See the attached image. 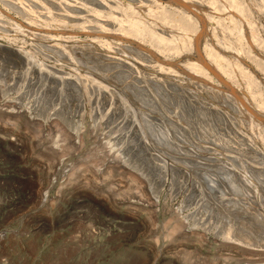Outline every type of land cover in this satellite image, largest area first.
<instances>
[{
    "label": "rangeland",
    "instance_id": "rangeland-1",
    "mask_svg": "<svg viewBox=\"0 0 264 264\" xmlns=\"http://www.w3.org/2000/svg\"><path fill=\"white\" fill-rule=\"evenodd\" d=\"M13 9L6 7L4 18L21 24L23 16ZM56 27L43 33L61 34ZM74 33L78 40L91 37L82 29ZM24 41L29 49L31 42ZM89 62L82 69L97 73ZM96 63L101 75L104 62ZM70 64L65 60L57 67L63 73L50 76L43 65L30 66L31 75L40 72L43 79L20 80L15 88L0 80V264H264V246L220 230L219 220L230 224L237 218L256 222L252 231L264 239V155L237 143L230 121L217 110L227 98L216 100L220 105L212 110L172 82V90L186 97L174 104L166 101L170 94L160 93L169 103L164 109L137 93L136 100L122 98L126 85H92L80 69L67 73ZM41 83L49 88L46 114ZM71 83H84L75 98L67 92ZM113 96L116 108L108 109ZM66 101L74 102V110L65 108ZM61 107L74 127L58 113ZM137 165L162 180L159 192ZM244 169L249 175L241 174Z\"/></svg>",
    "mask_w": 264,
    "mask_h": 264
},
{
    "label": "bare ground",
    "instance_id": "bare-ground-1",
    "mask_svg": "<svg viewBox=\"0 0 264 264\" xmlns=\"http://www.w3.org/2000/svg\"><path fill=\"white\" fill-rule=\"evenodd\" d=\"M0 1L4 4V7H0V80L7 83V88L12 85L15 88L20 80L33 82L38 77L42 80L44 76L42 73L40 76V72L31 75L28 71L30 66L41 64L44 66L43 70L49 69L47 75L50 76L58 70V66H63L65 60L71 62V69L66 71L67 73L71 74L70 71L76 72L80 69L81 76H86L88 83L104 84V89L111 87L110 85L119 88L120 84L126 85L124 90L122 89L125 92L122 91L123 94L120 95L122 98L124 94L135 100L139 95L142 96L140 100L147 99L148 96L163 108L166 101L175 104L186 97L185 95L181 99L182 95L175 89L172 90L170 83L174 82L175 86L188 90L192 98H201L211 109L212 106L220 105L216 104V100L227 98L224 103L221 100L224 105L218 100L222 105L217 106V110L221 108L225 121H230L237 143L245 144L250 151L260 150L264 155V0H166L173 6L164 4L163 0ZM6 7L16 9L13 10L19 12L24 21L18 24L16 20L14 22L4 18ZM56 26L62 29L61 34L53 31L43 33L44 29ZM76 29L86 31L91 37L87 38L88 40H78L74 36ZM4 36L17 37V41L11 39L7 40L10 42L8 43ZM24 40L31 42L29 49L25 50L21 45ZM124 40L132 42L124 44ZM38 53H43L45 57L38 58ZM88 53L93 54V57L89 55V63L97 64L99 60L104 62L101 75L98 74L100 70L97 67L100 64H86L97 73L82 69L81 65L88 61H85ZM175 53L180 54L178 59L171 56ZM148 57L152 59L150 64L146 63ZM66 82L68 84V81ZM32 84L36 87V83ZM80 85L74 84L75 87H72L71 83L67 92L69 90L73 98L79 96L83 92ZM32 86L29 87L30 92ZM38 88L41 91L40 87ZM43 88L41 86L46 98L39 101L42 103L41 113L46 114L49 88ZM25 90H28V87ZM25 90H22V94H25ZM52 90L48 92L52 93ZM165 92L172 96L168 97L172 100L166 99L164 103L160 93ZM115 97H110L108 109L116 108L118 99ZM64 105L66 109L75 108L73 101H66ZM191 106L193 107V104ZM65 108L61 107L58 113L74 127L75 124L69 121L70 113ZM178 109L174 112L175 116L179 114ZM183 110L186 109L183 107ZM184 124L183 121L182 126ZM124 158L129 161L127 156ZM138 168L149 177L154 191L159 192L162 180L154 179L151 170ZM244 173L249 175L246 169L241 172ZM254 189L258 193L261 188L256 185ZM219 222L222 234L228 238L249 245L264 246V239H257L252 231L258 229L256 222L241 223L237 218L230 224H225L222 220ZM242 224L244 226H241Z\"/></svg>",
    "mask_w": 264,
    "mask_h": 264
}]
</instances>
